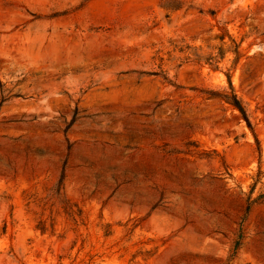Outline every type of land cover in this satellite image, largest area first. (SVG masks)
I'll list each match as a JSON object with an SVG mask.
<instances>
[{
    "label": "rangeland",
    "instance_id": "obj_1",
    "mask_svg": "<svg viewBox=\"0 0 264 264\" xmlns=\"http://www.w3.org/2000/svg\"><path fill=\"white\" fill-rule=\"evenodd\" d=\"M260 194L264 0H0V264H264Z\"/></svg>",
    "mask_w": 264,
    "mask_h": 264
},
{
    "label": "trees",
    "instance_id": "obj_2",
    "mask_svg": "<svg viewBox=\"0 0 264 264\" xmlns=\"http://www.w3.org/2000/svg\"><path fill=\"white\" fill-rule=\"evenodd\" d=\"M239 108V111L240 113L242 114L243 117H245V111L241 108V107H238ZM246 118V117H245ZM260 198L264 197V194H260L259 196Z\"/></svg>",
    "mask_w": 264,
    "mask_h": 264
}]
</instances>
